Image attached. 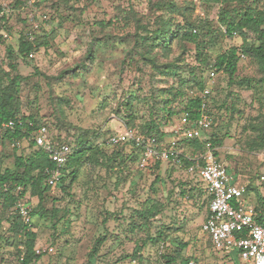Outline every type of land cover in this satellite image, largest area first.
Returning a JSON list of instances; mask_svg holds the SVG:
<instances>
[{"label":"rangeland","instance_id":"rangeland-1","mask_svg":"<svg viewBox=\"0 0 264 264\" xmlns=\"http://www.w3.org/2000/svg\"><path fill=\"white\" fill-rule=\"evenodd\" d=\"M14 1L0 0V7L8 9V21L0 20V67L6 68V47L15 49L21 32L50 36L48 48L40 47L27 62L19 61L18 72L24 78L17 94L21 101L18 114L35 115L39 123L48 125L50 133L70 139L74 145L78 137L87 136L85 146L92 148L86 156L95 146L104 151V156L98 155V164L84 157L65 191L60 187L68 185L71 167L63 171L65 181L58 179L49 189L43 207L54 215H32L30 227L35 233L33 246L50 245L54 252L30 264H167V254H173L176 264H182V259H188V264H246L237 253L214 250L201 232L208 207L202 183L166 161L144 170L137 167L136 161L125 165L118 159L108 161L121 146L108 148L105 142L111 133L139 127L148 120L152 107L155 111L161 107L156 101L167 96L169 86L181 88L186 97L202 95L196 84L201 75L210 90L208 112L213 114L209 131L203 135L214 133L222 138V145L217 147L220 160L230 174L250 187L247 198L260 203L259 199L264 201L260 182L264 150L251 146L264 137V70L245 55L238 61L234 80L229 82L222 71L209 68L201 72L191 45L177 41L172 42L168 55L155 48L152 53L157 68L150 65L139 56L135 41L139 33H145L142 26H155L160 13L155 3L161 0H38L33 9L11 12ZM173 1L191 7L188 12L198 27L195 29L206 31L202 29L205 25L215 29L219 41L216 49L240 47L241 37L224 34L218 3ZM246 3L264 9V0ZM224 7L231 17L236 16V2ZM176 18L181 20L180 16ZM246 39L255 42L252 33ZM89 48L93 50L90 59ZM174 61L178 75H161L162 65ZM179 78L185 81L182 86ZM128 99L130 109L125 105ZM184 100L178 97L173 106L180 109ZM129 113L133 115L131 124ZM177 121L175 116L163 126L167 140ZM184 144H180L182 149ZM30 149L27 143L13 146L0 133V173L13 168L16 152L28 153ZM189 187L195 188L192 195L179 194L180 189ZM26 199L32 207L37 204L36 197L29 195ZM152 201L163 204L162 212L150 217L148 224L138 226L142 219L136 211L142 203ZM10 221V211L0 208V264H12L16 257L15 245L10 241ZM159 228L169 232L162 254L158 253L161 242L151 241ZM99 238L103 241L92 255ZM136 246L141 247V260L133 254Z\"/></svg>","mask_w":264,"mask_h":264},{"label":"trees","instance_id":"trees-1","mask_svg":"<svg viewBox=\"0 0 264 264\" xmlns=\"http://www.w3.org/2000/svg\"><path fill=\"white\" fill-rule=\"evenodd\" d=\"M207 3H218L219 4V22L224 26V34L228 37H233L237 35L243 39L240 47L231 46L226 50H218L216 46L218 45V34L209 25H205L202 29L206 31L201 32L197 30L195 22L191 20L188 10L191 8L188 5L180 6L175 3L173 0H161L155 3L156 10L160 11L156 15L155 26L149 29H146L145 26H142V29L145 33H139L135 41V45L138 47V54L142 57L143 60H146L150 65L157 68L155 55L152 53L155 48H159L168 55L172 49V42L177 41L180 44H190L192 52L194 53V58L198 65L200 66L201 72L206 69H213L215 72L222 71L228 76L229 82L234 80L235 74L237 72L238 61L245 55L251 57L262 70H264V9L258 7V5L247 4L246 0H201ZM39 1L36 2V4ZM231 2H236L237 9L233 10L236 13L235 17H231L230 12L225 8V4H230ZM24 0H15L13 3V12H18L19 9L23 6ZM35 4V5H36ZM2 7H0V11ZM17 14V13H16ZM5 14L2 15L1 20L6 22L8 18H5ZM176 16H180L181 20L179 21ZM8 17V16H7ZM5 19V20H4ZM111 22V19L107 21ZM197 28V29H195ZM249 33H252L255 37V42H248L247 36ZM48 33H44L42 37L33 36V33L27 31L26 33L21 32V35L18 38L17 47L14 49L10 45L6 47V68L0 67V133H2V138H7L12 141L13 138H23L24 133L21 131L19 125H16L14 130L4 129L2 123L8 121L9 119L14 118L16 115H19L21 109V101L17 97L19 91V85L23 76L18 72L19 61L27 62L29 58V53H33L38 50L40 47L48 48ZM214 50V51H213ZM186 51L183 49L182 53ZM88 59L93 57L92 48L88 49ZM33 57V56H32ZM177 64L174 62L165 63L162 65V69H159L161 75H171L177 76L178 71ZM62 77V76H60ZM59 77V78H60ZM259 79L258 81H262ZM185 81L179 78V84H182ZM198 89L203 91L205 87V81L199 77V80L196 82ZM167 96L164 99H161L159 102L161 107L157 111L152 109L149 112V119L142 123L139 127H133L137 130L138 133L147 136L155 137L159 144L167 142V133L163 129V126L170 121L173 117L176 116L178 119L183 112H188L191 120L197 118L200 114V106L203 100V96H184L186 93L183 92L181 88L174 89L173 86H169L166 89ZM210 95V93H209ZM178 97H182L185 100L183 101V106L180 109H176L173 106V103L177 100ZM209 97V96H208ZM208 97H207V111L209 118L211 119L213 114L210 115L208 112ZM125 105L130 109L131 108V99L125 101ZM128 119L132 123L133 115L129 113ZM23 123L27 120H31L38 124H44L48 131V125L35 118V115H21ZM213 119V118H212ZM212 121V120H211ZM209 131V129L207 130ZM50 133V131H49ZM207 133V132H206ZM53 139L59 141H65L72 146V152L65 164L60 167L61 177L59 178L60 182L65 181L64 169L71 167L72 170L67 174L70 176V181L67 186L62 185L60 188L62 191H65L75 179L78 166L84 161L86 152L89 151L92 147H86L87 136L78 137L76 143H74L65 137L60 135H53L50 133ZM200 134L205 137L204 131H200ZM208 140L213 146L219 147L222 145L223 140L221 137L217 136L214 133H209ZM27 143L31 149L28 153H18L16 152L14 158V164L12 169L5 168L0 173V185L5 183L7 184H19L22 186L21 195H31L32 197L37 198V204L31 209V217H53L54 212L43 207L45 198L49 196V189L53 185H49L46 182L44 169L46 167H52L53 164L48 158V154L41 147L37 146L33 141H23L22 144ZM184 144V149L179 155L180 163L172 161L170 157L167 159L156 158L151 166L140 169H149L151 167L159 166L160 161H166L167 163L172 164L178 168L183 169L187 174L196 181L202 183L195 171H188V167L193 164V158L200 154L204 150L203 141L194 137L191 139L182 140L178 143L177 148L180 149ZM121 146L116 151H113L110 156L107 158L108 161L118 159L121 165H125L127 161H136L138 167V161L140 159L142 149L141 146L136 144L133 141H125L117 145H106V147L115 148ZM255 150H264V137H261L259 141L255 142V146H251ZM103 147L95 146L92 153L88 154L85 158L93 161L94 163H100L98 155L104 156ZM189 152V153H188ZM216 156H218V150L216 151ZM119 164V165H120ZM139 168V167H138ZM155 181L158 180L156 175ZM250 187L247 186V190ZM195 191L194 187H189L188 189L182 188L179 190V194L182 196L187 194V197L192 195V192ZM205 192V190H204ZM207 197V203L209 197L205 192ZM16 193L13 191H8L6 193L0 194V208L1 210L10 211L11 221L10 227H13L12 239L10 241L15 245L16 256L19 252L18 246L23 245L25 252V262L30 264L32 260L38 259L41 254H36L34 251V239L35 233L32 231V221L30 226H26L22 223L21 219L12 211V204L16 198ZM260 203L255 204L256 217L259 221L264 224V201L259 199ZM257 202V201H256ZM34 208V210H33ZM163 209V204H158L156 201L151 203H142L141 208L136 211L137 216L142 219V222L138 223V226L148 224L150 217H155L160 214ZM208 210V207H207ZM208 215V212H207ZM206 218V217H205ZM204 218V219H205ZM203 219V220H204ZM203 222V221H202ZM202 224V223H201ZM163 228L158 229V235L151 239L152 242H162L168 238V231H162ZM166 229V228H165ZM201 230V225H200ZM202 232V231H201ZM203 233V232H202ZM204 234V233H203ZM17 238V240H16ZM150 238V237H149ZM103 238H99L94 242L92 255L97 253L99 246L101 245ZM145 243V241H143ZM141 251L140 246L135 247L133 252L134 256L141 260L142 257L139 255ZM236 253V251H233ZM163 253V252H162ZM161 253V254H162ZM164 255V254H163ZM162 255V256H163ZM166 258L167 264H176V259L173 254L164 255ZM16 258V257H15ZM188 259H182V264H188ZM13 264V263H12Z\"/></svg>","mask_w":264,"mask_h":264},{"label":"built area","instance_id":"built-area-1","mask_svg":"<svg viewBox=\"0 0 264 264\" xmlns=\"http://www.w3.org/2000/svg\"><path fill=\"white\" fill-rule=\"evenodd\" d=\"M38 0H24L23 6L18 12L25 9H33ZM8 9L2 8L0 20ZM10 12V11H9ZM13 12V9L11 10ZM33 53H29L32 57ZM243 57V54H241ZM214 71L210 72V77ZM210 90L205 87L202 91L203 100L200 106V114L191 120L189 113L183 112L172 129V137L165 143L159 144L155 137H147L137 132L135 128L125 127L108 135L106 145H117L125 141H133L141 146L142 153L138 161L139 168L151 166L156 158L167 159L180 163V149L177 145L180 141L198 138L203 141L204 150L196 155L194 161L188 167V171H195L203 182L207 193L208 215L201 224V231L210 239L212 248L216 251L231 253L236 251L246 264H264V224L256 217L255 204L247 198V186L243 181L236 179L228 172L225 164L216 156L217 147L213 146L207 136H202L200 131L208 133L211 119L207 111V97ZM19 125L24 133L23 138H13L12 145L20 147L23 141H33L37 146L47 152L52 167L44 169L45 179L49 185H55L61 177L60 167L65 164L72 152V146L65 142L53 139L44 124H38L31 120L23 123L21 115L2 123L4 129L14 130ZM261 186L264 190V173L260 176ZM16 193L12 204V211L18 215L22 223L30 226L32 206L24 195H21L22 186L19 184L0 185V194L8 191ZM264 213V212H263ZM165 247L162 241L158 253L161 254ZM19 252L13 264H27L23 245L18 246ZM36 254H51L54 247L37 244L34 246Z\"/></svg>","mask_w":264,"mask_h":264},{"label":"crops","instance_id":"crops-1","mask_svg":"<svg viewBox=\"0 0 264 264\" xmlns=\"http://www.w3.org/2000/svg\"><path fill=\"white\" fill-rule=\"evenodd\" d=\"M180 151H183V149L182 148H180ZM233 175V174H232ZM236 179H238V180H240V181H242L241 179H239L235 174L233 175ZM27 196H29L28 194H25L24 195V197L26 198ZM32 198H35V197H32ZM206 211L208 212V210L206 209ZM207 212H206V215H205V217L207 216ZM204 217V218H205ZM203 221V220H202Z\"/></svg>","mask_w":264,"mask_h":264}]
</instances>
